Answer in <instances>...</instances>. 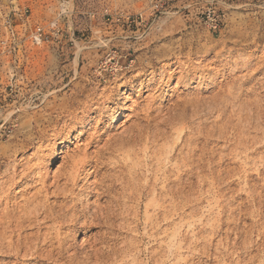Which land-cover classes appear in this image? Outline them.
Wrapping results in <instances>:
<instances>
[{
    "label": "rangeland",
    "instance_id": "obj_1",
    "mask_svg": "<svg viewBox=\"0 0 264 264\" xmlns=\"http://www.w3.org/2000/svg\"><path fill=\"white\" fill-rule=\"evenodd\" d=\"M209 1L174 2L156 23L145 27L128 25L126 18L139 13L150 15L151 0H0V195L9 194V204L15 202V196L16 202H22L37 190V187L29 190L27 185L35 184L41 177L50 184L64 172L65 157L82 156L85 150L95 151L90 145L94 139L101 137L104 143L109 137L127 134L133 127L150 125L153 128L156 122L173 115L175 109L191 106L195 98L222 95L237 80H249L250 75L255 74L254 79L262 78L263 72L258 73L256 69L264 63V0H224L218 8L226 13L225 24L215 33L201 18ZM37 28L48 35V41L40 46L31 41V34ZM116 67L120 72L114 70ZM70 98L79 105L70 106ZM63 100H68L64 104L66 109L63 108L66 113L57 122ZM216 116L218 113L213 112L208 118L212 121ZM198 121L202 119H195L194 123L187 121L186 126L174 124L169 129L163 126L168 140L162 138L154 147L149 145L151 150L147 154L136 151L138 158L150 161L144 170L147 175L152 174L151 168L158 167L166 170L172 179L180 174L179 161L187 149L182 141L184 134L178 137L176 130L188 126L187 133H190ZM26 127L33 133V143L27 146L24 143ZM60 131L67 136L60 139ZM41 132L43 137L37 139ZM217 138L216 153H220L224 143ZM174 142H177L174 149L178 148L168 153L169 159L159 153L162 145L169 151ZM153 150L158 152L155 160L150 159ZM227 161L216 169V176L229 163H232L231 169L238 168L236 173L244 171L238 159ZM258 161L248 171L249 178L241 171V178H227L225 183L219 182L221 186L217 183L210 193L206 192L207 187L198 189L201 192L198 202L175 200L177 203L173 204H180L185 211L182 217L171 209L174 205L169 206L171 212L165 218L157 215L154 208L146 213L145 206L151 204V198L145 199L140 228L134 233V242L140 245L139 256L134 254L138 260L134 264H158L159 261L149 263L150 250L161 264H218L220 260L202 256L198 250L202 249L201 244L208 243L211 245L208 253L212 255L216 244L221 239L225 241V233L230 228L243 232L237 243L252 242L245 246L249 250L241 252V260L256 255L259 259L256 264L264 261V245L260 246L264 240L259 236L264 231V202L263 215L258 210V192L264 193V163ZM27 167L34 170L33 178L8 191L11 181L20 180ZM232 180L235 182L227 183ZM230 236L233 243L235 236ZM83 240L84 235H79L78 244ZM239 244L234 253L240 252ZM0 254H3L0 264H16L6 254ZM236 258L235 253L231 257L234 263L221 261L219 264H236Z\"/></svg>",
    "mask_w": 264,
    "mask_h": 264
},
{
    "label": "bare ground",
    "instance_id": "obj_2",
    "mask_svg": "<svg viewBox=\"0 0 264 264\" xmlns=\"http://www.w3.org/2000/svg\"><path fill=\"white\" fill-rule=\"evenodd\" d=\"M112 59H110V62ZM259 63L262 62L259 61ZM116 69L117 67L114 68L116 72H120ZM256 70L258 73L263 72V77L259 80L254 79L255 74L250 75L249 80L241 82L237 80L222 95H214L206 99L195 98L193 103L191 100L192 105L188 104L191 107L190 113L188 112L189 106L188 108H177L174 110L173 115L171 114V116H168L169 118L156 122L153 128L150 125L133 127L134 129L131 128V131L129 130L130 132L127 134L109 137L104 143H102L103 139L101 137L94 139L90 142V145L95 147V151L87 152L85 150L82 156L65 157L63 159L64 172L50 184L45 181L46 178H43V180L41 177L35 184L32 182V184L27 185L29 187L26 188L29 190L36 187L37 190L32 191L33 194L30 193L27 197L25 196L27 193H24L25 197L22 195L24 197V199L22 197V202H16L17 196H15V202L13 200L14 203L12 202L11 205L8 201L9 194L1 193L0 207H4L2 210L0 209V253L6 254L5 257L16 261V264H134V262H137L138 260L134 257V254L136 256L140 253V245L134 242V233L140 228L139 218L145 199L151 198V204L145 206L146 213L154 208L157 215L165 218L171 212L169 206L177 203L175 200L182 201L186 199L192 203L198 202L203 187H207L208 191L206 192L210 193L217 183H225L227 178L231 179L236 176L241 178L240 173L242 170L236 173V168L231 169V166H229L232 163L224 167L221 175H215L216 169L226 164L227 160V162H234L236 159L241 161L240 164L244 167L242 172H244L245 178L249 176L248 171L257 166V160L264 163V98L262 96L264 93V63L262 66L259 65ZM98 76L105 78L103 74ZM250 84L252 85L244 88ZM257 85L260 88H257ZM70 99L73 101H71L70 106L79 105L78 101H74L73 98ZM68 100L62 101V107H59L61 112L56 118L57 122L64 118L66 111L63 108H65L64 104ZM90 103H87V106H90ZM213 112L218 113V116L210 121L208 116H212ZM71 115L73 114L71 113ZM203 118L206 119L203 120ZM195 119H202V121H198V126L196 125L197 127L194 129L191 128L190 133H187L189 132L187 131L188 126L176 130L178 137L184 134L185 139L182 141L185 143V146L184 144L183 146L187 149L185 156H181L182 158L179 161L181 164H177L181 171L180 174L178 173L176 178L172 179L171 176L166 175V170L161 171L162 169L158 167L156 170L151 168L152 170H149V172L152 174L147 175L144 170L148 168L150 161L147 163V160H144L145 157H140L142 159L140 160L137 157L139 152L136 151H143L147 154L146 151L150 149L149 145L154 147L158 140L162 138H165V141L168 140V136L165 137L166 133L162 129L163 126L168 127L174 124L186 126L187 121L194 123ZM217 119H220V121L217 122ZM66 126L71 127L70 125ZM26 129L28 130L25 132L24 143L27 146L33 143V133L31 129L27 127ZM71 129L74 128L71 127ZM59 133L60 139L67 136L64 131ZM39 135L37 139L43 137L42 132ZM216 136L224 143L223 148L219 150L220 153H216V145H218H215ZM166 144L168 145V143ZM173 145L176 146L177 142L172 143V146L170 145L171 151L166 149L167 146L162 145L159 153L168 157V153L173 152L172 150L175 147ZM176 149L174 150L176 151ZM155 150L150 152V155H152L151 160L158 153ZM216 158H218V161ZM27 168L25 174H21L20 180L13 179L11 184L9 183L8 191L11 192L20 186L24 180L33 178L34 170ZM236 171H238V168ZM159 172H162V174L159 177L161 179L158 180ZM43 176L45 175L43 174ZM37 177L38 173L35 178ZM98 177L99 179H97ZM90 180L91 182L88 183ZM160 180L161 184L159 183ZM82 182L84 183L81 185ZM234 182L232 180L227 183L232 184ZM221 184L218 186H221ZM229 184L226 186H229ZM159 185H161L160 188ZM24 190V192H27V189ZM251 192L254 193V190ZM258 194L260 200L256 198L257 195L254 196L259 202L258 210L260 213L262 202H264V193L261 191ZM171 209H174L179 217L185 215V211L180 204L179 206L174 205ZM260 214L263 215L262 212ZM261 215L258 216L261 218ZM231 229L225 231V241L221 239L218 245L216 244L212 255L208 253L211 247V245H207L208 243L201 244L203 247L198 250L199 254L202 256L209 255L211 258L213 256L214 259L220 260V262L229 261V263H234L235 259L233 260L231 257L236 253V259H238L236 264H256L255 262L259 260L256 255L248 260H241V252L244 253L245 250H249L250 248L248 249L245 246L246 244L252 245V242L248 243L246 241L247 243L244 245L243 243H237L243 232L237 233L234 232V228V231ZM81 234L84 235V240L79 245L77 238ZM231 234L235 236L233 243L230 240ZM259 236L260 239L264 240V231ZM238 244L240 252H237V250L234 253L233 249ZM262 245H264V241L260 244V246ZM151 251L153 250H150V253ZM150 253L149 263L159 261L158 264H161L159 258L154 253ZM162 254H160V258H162ZM6 264L9 263L6 262ZM260 264H264V261Z\"/></svg>",
    "mask_w": 264,
    "mask_h": 264
},
{
    "label": "built area",
    "instance_id": "obj_3",
    "mask_svg": "<svg viewBox=\"0 0 264 264\" xmlns=\"http://www.w3.org/2000/svg\"><path fill=\"white\" fill-rule=\"evenodd\" d=\"M180 0H151L150 15L139 13L135 16H128L126 22L128 25L142 26L156 23V21L167 12L169 6ZM224 0H211L208 2L209 6L201 13L203 23L212 32L219 31L225 24L226 13L222 9L218 8L219 4H223ZM10 34L15 38L13 31ZM31 41L33 45L40 46L48 41V35L41 28H37L31 34Z\"/></svg>",
    "mask_w": 264,
    "mask_h": 264
}]
</instances>
